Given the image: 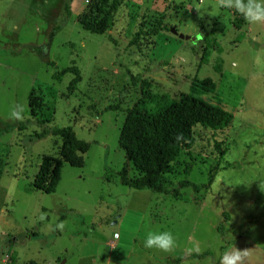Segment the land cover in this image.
<instances>
[{
	"label": "rangeland",
	"instance_id": "rangeland-1",
	"mask_svg": "<svg viewBox=\"0 0 264 264\" xmlns=\"http://www.w3.org/2000/svg\"><path fill=\"white\" fill-rule=\"evenodd\" d=\"M74 1L0 0V264H221L240 250L242 264H264V23L236 29L239 15L218 0H125L112 31L97 35L78 23L90 0ZM71 67L81 80L69 93L74 76L53 77ZM196 78L215 89L196 88ZM146 83L154 100L143 95ZM182 94L231 112V126L194 129L192 172L186 179L184 152L163 180L170 194L122 186L125 166L138 177L119 145L127 111L142 101L155 114L164 95ZM66 127L90 149L82 169L64 165L47 195L34 181L42 158L59 156L50 131ZM149 231L171 232L175 247L145 248ZM193 245L213 255L189 259Z\"/></svg>",
	"mask_w": 264,
	"mask_h": 264
},
{
	"label": "trees",
	"instance_id": "trees-1",
	"mask_svg": "<svg viewBox=\"0 0 264 264\" xmlns=\"http://www.w3.org/2000/svg\"><path fill=\"white\" fill-rule=\"evenodd\" d=\"M124 1L90 0L87 8L79 15L78 23L85 31L92 34H107L114 28L115 18ZM66 12L68 17L72 16V10L69 6H66ZM244 24L245 20L239 15L234 20L233 26L240 30ZM142 35V30L136 33L130 45H136ZM206 41L207 47H218L215 41ZM44 61L48 65L54 66L53 62ZM67 74L74 76L68 86L69 93H72L77 90L81 80V73L78 68L71 67L59 71L53 79L60 82ZM194 83L196 88L205 91L214 90L216 87L211 78L205 80L196 78ZM149 89L150 84L146 83L143 88V95L149 100H154L155 97ZM36 104L37 98H34L32 93L29 101L32 117L37 115ZM142 106L143 102L140 101L127 111V117L119 137V145L125 152L127 164L132 165L138 173L137 178H129L125 166L119 174L120 184L139 191L152 190L160 194H170L163 186V180L174 173L175 165L184 152H187L191 159V162L186 163L185 166L184 175L186 179L192 172L194 166L192 149L196 142L194 129L200 126L212 132L224 131L231 126L234 120V115L231 112L193 94H182L176 99H170L168 95H164L155 114H150ZM40 124L45 123L41 121ZM50 132L52 136L62 142L59 156L45 155L34 181L35 190L47 195L57 191L64 165L69 164L71 167L82 169L85 164L84 156L90 149L88 143L78 139L71 127L55 128ZM44 137V135L39 136L40 139ZM217 149L219 154L224 156L220 144H217ZM216 173L213 171L209 174L208 186L205 187L211 186ZM180 186L182 188L192 187L196 192L201 189L189 180H184ZM212 255L211 251L192 253L188 258L203 260ZM182 260L183 258H178L174 263H180Z\"/></svg>",
	"mask_w": 264,
	"mask_h": 264
},
{
	"label": "clouds",
	"instance_id": "clouds-1",
	"mask_svg": "<svg viewBox=\"0 0 264 264\" xmlns=\"http://www.w3.org/2000/svg\"><path fill=\"white\" fill-rule=\"evenodd\" d=\"M218 6L234 10L249 25L264 23V0H218ZM10 115L14 119L21 118V113L15 110ZM177 138L179 139V137ZM57 227L62 228L63 224H59ZM143 246L148 249L155 248L169 252L175 247V239L169 231H149L143 239ZM189 251L199 253L200 249L198 245H193ZM245 255L244 250L226 252L221 257V264H242Z\"/></svg>",
	"mask_w": 264,
	"mask_h": 264
},
{
	"label": "water",
	"instance_id": "water-1",
	"mask_svg": "<svg viewBox=\"0 0 264 264\" xmlns=\"http://www.w3.org/2000/svg\"><path fill=\"white\" fill-rule=\"evenodd\" d=\"M172 33L175 35V36H178L180 39H185V40H189L190 37L189 36H185L183 34H179V32L174 28L171 30Z\"/></svg>",
	"mask_w": 264,
	"mask_h": 264
},
{
	"label": "crops",
	"instance_id": "crops-1",
	"mask_svg": "<svg viewBox=\"0 0 264 264\" xmlns=\"http://www.w3.org/2000/svg\"><path fill=\"white\" fill-rule=\"evenodd\" d=\"M75 1H77V0H75ZM75 1H74V2H75ZM73 12H74V11H73Z\"/></svg>",
	"mask_w": 264,
	"mask_h": 264
}]
</instances>
